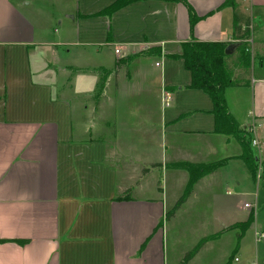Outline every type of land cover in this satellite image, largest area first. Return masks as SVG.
I'll return each instance as SVG.
<instances>
[{"label": "crops", "instance_id": "crops-1", "mask_svg": "<svg viewBox=\"0 0 264 264\" xmlns=\"http://www.w3.org/2000/svg\"><path fill=\"white\" fill-rule=\"evenodd\" d=\"M2 1L0 264H180L204 238L187 264H250L241 242L254 222L252 194L264 185V0H189L202 18L192 33L181 3L137 0L107 18L95 15L117 0H75L70 28L48 43L52 70L45 43L16 30L13 20L33 28ZM248 25L246 40L237 38ZM191 41H242L251 53L249 72L238 46L228 55L234 78H245L225 100L249 139L255 177L242 144L216 132L210 96L191 89L184 60L171 58ZM186 164L219 167L167 220L196 178ZM180 217L219 222L200 237L192 228V248H168Z\"/></svg>", "mask_w": 264, "mask_h": 264}, {"label": "trees", "instance_id": "trees-1", "mask_svg": "<svg viewBox=\"0 0 264 264\" xmlns=\"http://www.w3.org/2000/svg\"><path fill=\"white\" fill-rule=\"evenodd\" d=\"M137 0H117L113 4H111L107 9L97 13L95 16H104L107 18H111L112 15L125 8L127 5L135 2ZM171 3H181L186 6L189 14V23H190V31L191 33L194 31L196 25L199 20L202 18L198 17L192 6L189 5V0H165ZM232 0H227L223 5L229 6ZM240 31L241 28L238 24L234 26V33ZM249 34V25L242 35L236 36L237 38L245 39ZM228 44L220 43V42H201V41H191L185 42L181 44V54L180 56H171L174 59L182 58L184 60L185 69L190 72L192 75V83L190 88L194 90H201L208 94L213 102V114L215 117V127L216 132L220 134H224L226 136L232 137L236 139L239 143L242 144L244 148V156L243 160L246 162L249 172L252 176H256L258 171V163L255 160L253 154L249 151L250 143L249 139L246 138L243 131L240 130V126H238L235 118L232 117L229 110L227 109L225 93L226 89L241 85L245 76L242 75L240 79H235L234 74H232L228 60L232 57H228L225 55V50L227 49ZM246 48V44L242 41L238 43V50L242 51L241 62H243V67H245L246 71L249 72L252 56L250 54H244ZM160 50L158 51V53ZM121 62V61H120ZM153 167H162V165H154ZM187 169L189 167L194 168V172L196 173V178H191L188 186L184 192V196L177 203V205L167 213V220L171 216H173L174 212L184 204L185 200L188 198L187 196L191 193L194 184L200 180V178L204 175L210 174L217 170L219 164H208V165H191L186 164ZM150 169V168H149ZM149 169H144L143 174H146ZM117 198V199H125ZM251 217L247 222L238 224V226H243L246 229L252 223ZM209 238H204L195 248L194 250L188 252L180 264H187L200 250L203 246L204 242ZM0 242H6L5 240H0ZM17 243L24 245L25 241H16Z\"/></svg>", "mask_w": 264, "mask_h": 264}, {"label": "rangeland", "instance_id": "rangeland-1", "mask_svg": "<svg viewBox=\"0 0 264 264\" xmlns=\"http://www.w3.org/2000/svg\"><path fill=\"white\" fill-rule=\"evenodd\" d=\"M12 6L16 8L17 11L20 12V16L22 19L27 21L29 25H31L30 29L27 24L22 21L13 20L14 27L16 30L22 32L23 28L27 29L30 32H34L36 40L38 42H44L45 45L42 47L44 49V63L49 65L51 62V51L52 48L48 43H56L60 40L64 35L65 31L70 28L71 17L75 16L78 12L77 3L75 0H8ZM4 1L0 6V17L1 23L6 17V13L4 12ZM260 22H256V33L258 32V27ZM27 27V28H26ZM257 37V36H255ZM238 53V52H237ZM251 54V53H250ZM35 66L33 65V71ZM52 70V65L50 66ZM50 69L48 70L50 72ZM36 75V74H35ZM246 105V104H245ZM252 189L253 186L251 185ZM146 194L149 196L152 194V189L145 190ZM256 196V211L255 216L253 218L254 222L252 227H250L243 236L241 247L243 249V258L242 262H250V264H264V240H258L257 234L264 233V185H260L258 191H254L252 194ZM248 201L245 202L247 205H251L250 197L247 196ZM219 221L211 220L205 218L204 220H191L180 217L177 221H173V223L169 226V238H168V248L172 246L179 248L181 250H185L193 247V231L192 228L195 227L196 231H198V237L203 236L207 232L213 229V224H218ZM220 245V251H217V255L225 249V244ZM241 253L239 252L237 258H241ZM213 259H210V262ZM214 262V261H213Z\"/></svg>", "mask_w": 264, "mask_h": 264}, {"label": "built area", "instance_id": "built-area-1", "mask_svg": "<svg viewBox=\"0 0 264 264\" xmlns=\"http://www.w3.org/2000/svg\"><path fill=\"white\" fill-rule=\"evenodd\" d=\"M115 52L117 53V54H119L120 53V51L117 49V50H115ZM170 101H171V95L169 94V93H167V92H164V95H163V104H165L166 106H168L169 105V103H170ZM251 143H252V145L253 146H255V147H258L259 146V143H257V140H255V139H252V141H251ZM258 177H259V175H258ZM250 205H246V207L248 208ZM257 239L260 241V240H264V233H261V234H257Z\"/></svg>", "mask_w": 264, "mask_h": 264}, {"label": "water", "instance_id": "water-1", "mask_svg": "<svg viewBox=\"0 0 264 264\" xmlns=\"http://www.w3.org/2000/svg\"><path fill=\"white\" fill-rule=\"evenodd\" d=\"M237 46H238L237 44L232 43V45L228 46L227 49L225 50V55L227 56L231 55Z\"/></svg>", "mask_w": 264, "mask_h": 264}]
</instances>
